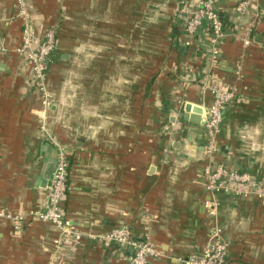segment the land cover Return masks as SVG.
Masks as SVG:
<instances>
[{"label":"crops","instance_id":"1","mask_svg":"<svg viewBox=\"0 0 264 264\" xmlns=\"http://www.w3.org/2000/svg\"><path fill=\"white\" fill-rule=\"evenodd\" d=\"M182 1L27 0L24 15L16 0H0V43L8 49L0 52V211L45 207L41 174L57 142L69 155L63 210L74 227L106 233L128 225L160 249L148 264H187L217 224L229 242L227 264H264L259 197L212 194L203 175L221 161L264 180V0L242 13L239 0H216L224 22L216 44L207 24L186 36ZM252 21L247 45L241 32ZM26 23L36 42L57 32L50 137L35 114L41 97L30 62L15 51ZM212 83L238 92L225 108L215 155L206 151L203 124L181 115L190 103L203 109V121ZM27 217L20 230L0 217V264H128L131 248L87 237L56 250L59 228Z\"/></svg>","mask_w":264,"mask_h":264},{"label":"built area","instance_id":"2","mask_svg":"<svg viewBox=\"0 0 264 264\" xmlns=\"http://www.w3.org/2000/svg\"><path fill=\"white\" fill-rule=\"evenodd\" d=\"M216 0H198L192 4L182 1L177 14L184 21V31L187 37L192 38L198 29L204 24L212 30L211 41L216 44L224 35V22L215 5ZM27 0H16L20 14L26 13ZM258 0H239L236 11L242 13L252 7H257ZM260 17V13L255 15V20ZM255 21L251 22L247 28L241 32L244 43L251 44L250 34L253 31ZM34 31L29 24L24 25L22 42L16 48L18 55L24 56L31 65L34 76V87L41 97V108L35 110L40 123V131L50 137L48 118L49 111L53 104L52 93L48 86V71L54 61V52L58 46L57 32L55 28L45 31L43 38L36 42ZM8 49L0 43V52ZM219 49L214 47V57H217ZM209 89L213 95L211 104L205 109L203 114V126L206 139V151L210 155H215L218 146V138L221 125L224 119V111L227 105L232 103L238 96L235 88L222 83H212ZM56 144V162L51 177L47 185V202L42 209H33L27 214L10 213L0 211V217L10 220L15 230L22 229L29 215L33 219L48 221L55 224L60 234L54 239L55 249L62 245L70 244L72 241L80 242L83 238H90L99 241L105 246L117 243L122 247L132 249V254L128 264H148L153 257L161 255L160 249L153 243L147 234L140 241L128 225H119L106 233H93L81 230L72 225L65 216L63 201L69 193L68 183L69 155L66 147L60 143ZM205 179V189L212 194L235 193L247 196L255 194L264 205V180L258 179L248 171L231 168L221 161H214L203 170ZM206 206L215 209L218 202L210 203L206 201ZM147 230L148 227H145ZM229 255V242L224 236V230L217 224L210 228L208 242L186 261L187 264H227Z\"/></svg>","mask_w":264,"mask_h":264},{"label":"water","instance_id":"3","mask_svg":"<svg viewBox=\"0 0 264 264\" xmlns=\"http://www.w3.org/2000/svg\"><path fill=\"white\" fill-rule=\"evenodd\" d=\"M202 112L203 109L201 107L188 103L187 105L184 106L181 115L184 117V120L186 121H192L194 123L203 124V121L201 119ZM54 150L56 153L52 157L46 160L42 169L41 180L43 186H46L48 184V181L54 169V165L56 162V154H57L56 148H54Z\"/></svg>","mask_w":264,"mask_h":264}]
</instances>
